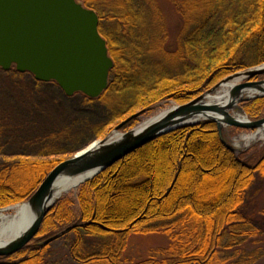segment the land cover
I'll return each instance as SVG.
<instances>
[{
	"label": "trees",
	"instance_id": "16d2710c",
	"mask_svg": "<svg viewBox=\"0 0 264 264\" xmlns=\"http://www.w3.org/2000/svg\"><path fill=\"white\" fill-rule=\"evenodd\" d=\"M78 1L98 15L113 62L107 88L96 98L66 96L50 81L64 105L33 116L22 108L24 122L17 117L16 125L8 119L0 124V139L7 140L0 155L18 151L15 159L0 160L1 208L27 201L59 161L132 114L119 130L156 105L184 104L226 76L264 63V0H168L181 20L173 47L157 0ZM24 73L0 68L1 78ZM241 107L248 119L259 120L264 96ZM37 147V157L27 151ZM250 158L228 150L212 120L164 133L84 182L67 213L55 202L35 239L0 257V264H41L47 244L39 242L65 229L74 233L69 249L76 264L127 263V241L137 234H163L167 243L131 264H255L264 252V210L248 207L261 190L264 149ZM85 236L104 243L85 251Z\"/></svg>",
	"mask_w": 264,
	"mask_h": 264
},
{
	"label": "water",
	"instance_id": "95a60500",
	"mask_svg": "<svg viewBox=\"0 0 264 264\" xmlns=\"http://www.w3.org/2000/svg\"><path fill=\"white\" fill-rule=\"evenodd\" d=\"M98 24L97 13L78 0H0V68L8 70L14 66L18 72H29L40 82L56 81L66 96L80 92L96 98L107 88L108 74L113 68ZM254 76H264V64L236 71L194 99L184 104L171 103L146 123L126 132H116L137 116L132 114L111 135L59 161L29 199L21 203L30 209L32 219L18 234L0 243V257L19 252L38 233L44 217L60 197L55 185L60 180H79L81 185L156 137L206 119L215 122L222 144L234 151L233 146L225 143L223 128L253 129L254 133L264 128V117L252 121L233 113H242V101L258 96L259 92L264 95V79L247 80ZM239 79L247 82L232 84L227 102L207 101L216 88ZM248 90L253 94L245 95ZM11 207L14 206L1 210ZM65 232L67 229L46 238L40 245L51 243Z\"/></svg>",
	"mask_w": 264,
	"mask_h": 264
},
{
	"label": "rangeland",
	"instance_id": "374dc122",
	"mask_svg": "<svg viewBox=\"0 0 264 264\" xmlns=\"http://www.w3.org/2000/svg\"><path fill=\"white\" fill-rule=\"evenodd\" d=\"M157 3H158L159 10H161L162 20L164 21L163 23L165 24V31H167V39H168L167 42L170 47H173L175 46L177 42L176 41L177 36L180 32V26H181L180 16L170 1L157 0ZM157 40H156V36L154 35V38H153V41L155 42L154 44H156ZM261 64H264V63H261ZM261 64H258V65H261ZM13 67L14 66H12L11 68L13 69ZM260 79H264V76H254L253 78L251 77V78H248L247 80L258 81ZM247 80L239 79L237 80L236 83L247 82ZM53 85L54 84H52V82L36 83V81L33 80V76L29 73H24L21 76L16 75V76H6L2 78L0 77V124L4 122L5 119H8L10 123L14 122V120L17 117H20L18 115L21 112H23L22 108H27V112L29 111L31 116H33L39 111L40 108L47 113L50 108L55 109L58 105L57 107L58 109L60 105H64L65 103L63 102L59 104L57 102V99L60 98L59 97L60 94L58 92V89H60V87H58L57 89V87H54L55 85L54 86ZM259 93H258V96L256 97L264 96V95H260ZM256 97H252V98H256ZM252 98H249V99H252ZM77 100L78 99L76 97L75 99H65V102L67 101L69 103L77 102ZM171 103L172 102H168V103H163V104L154 106L150 112L142 114L141 116L137 117L138 119H136L130 127L124 128L122 130H118L116 132L118 133L126 132V131L131 130L133 127L142 125L147 120L153 118L154 115L160 113L167 107L171 106ZM241 103H240V106H241ZM23 113L25 114V112ZM57 113H63V112L58 111ZM239 113L247 117L243 109H242V113L241 112ZM49 114H51V112H49ZM206 120H209V119H206ZM206 120H203V121H206ZM15 121L21 123L23 119L20 117ZM198 122H201V121H198ZM195 124H186L185 126L195 125ZM13 125H16V123ZM113 131L114 129L111 130L109 135H111ZM253 132H254L253 129H244L240 127L236 128L233 126H228V127L223 128L222 135L224 136L225 143L228 146L230 145L234 147V151L232 152L234 153L235 156H237L238 158H242L243 160L251 161L252 160L250 158L251 155L260 153L261 149H264V140L252 142L248 146H243L240 148H237L236 143H239L241 141L242 135H250ZM217 134H218V129H217ZM93 141H96V140H93ZM5 142H7V140L0 139V146H4L3 144ZM27 151L30 152L29 153L30 155L37 157L38 147L34 150H27ZM16 152L18 151L16 150L12 152V149H10L8 150V153L6 154V156L0 155V160L2 161L13 160L18 155V153ZM83 183H81V185ZM81 185L77 186L75 189H71V191L69 192L61 193L59 195L60 197L56 201V203L57 202L59 203H57V205L54 203L52 208L56 205L59 207L61 214L67 213L69 209H72L74 207L77 196H78L77 192ZM21 203H18V204H21ZM8 206L15 207L16 205H8ZM7 207H2V208L0 207V211H2L1 209L7 208ZM248 209L251 213L253 212L259 213L264 210V177L262 178L261 190L256 196L253 197L252 204H249ZM13 211L14 209L3 210V212L5 213H8V212L11 213ZM33 238L35 239V236ZM74 239H75L74 233L73 234L66 233L62 235L61 237H59L58 239H55L51 243L47 244L45 248V252L43 253L42 258H41L42 260L41 264H76V262L70 257V249H69ZM84 243H85L83 245L84 250L91 252V251L99 250L100 248L99 246L102 245L104 241L102 240L100 241V239H97V238L85 236ZM166 243H167V238L163 234L132 235L131 237H129L127 241V249L122 256L124 260H128L127 263H124V264H131L132 262L135 263V261L133 260L145 258L146 257L145 255L147 254V251L149 249L156 248L159 246H165ZM259 245L260 244H255V245L248 244V248L255 249V247ZM262 254L263 255L255 261V264H264V252Z\"/></svg>",
	"mask_w": 264,
	"mask_h": 264
},
{
	"label": "bare ground",
	"instance_id": "6f19581e",
	"mask_svg": "<svg viewBox=\"0 0 264 264\" xmlns=\"http://www.w3.org/2000/svg\"><path fill=\"white\" fill-rule=\"evenodd\" d=\"M236 82L229 81V83L226 82L225 84H222L221 87L216 88V90L212 92V95L207 98V101H219L222 103L227 102V100L230 99V96L228 95V88ZM250 94H253V91L248 90L245 93V95ZM234 113L236 114V117L244 119L243 114H240L237 111H234ZM261 140H264V128H261L258 132H253L250 135H242L241 141L236 143V146L237 148H240L248 146L252 142ZM55 185L56 191L58 192V195H60L61 193L69 192L71 189H75L79 186V180H60L56 182ZM11 209H14L11 213H5L3 210L0 211V243L8 240L12 235L18 234L19 231L27 226L32 219V213L30 209L27 208L26 204H18V206L11 207Z\"/></svg>",
	"mask_w": 264,
	"mask_h": 264
}]
</instances>
